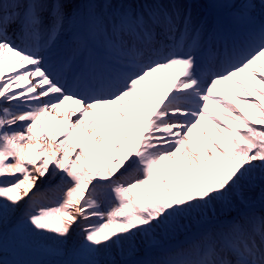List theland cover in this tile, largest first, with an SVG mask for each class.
<instances>
[{
  "label": "snow or ice",
  "instance_id": "snow-or-ice-1",
  "mask_svg": "<svg viewBox=\"0 0 264 264\" xmlns=\"http://www.w3.org/2000/svg\"><path fill=\"white\" fill-rule=\"evenodd\" d=\"M9 238L44 257L13 264H264V0H0Z\"/></svg>",
  "mask_w": 264,
  "mask_h": 264
},
{
  "label": "rangeland",
  "instance_id": "rangeland-1",
  "mask_svg": "<svg viewBox=\"0 0 264 264\" xmlns=\"http://www.w3.org/2000/svg\"><path fill=\"white\" fill-rule=\"evenodd\" d=\"M0 253H9L12 256H16L17 261H28V260H40V259H44V257H42L41 255H39L36 252L33 251H28V250H24V249H20L18 247H16L11 239L9 238V241L7 243V246L3 249L0 250ZM0 264H3L2 262H0Z\"/></svg>",
  "mask_w": 264,
  "mask_h": 264
},
{
  "label": "bare ground",
  "instance_id": "bare-ground-1",
  "mask_svg": "<svg viewBox=\"0 0 264 264\" xmlns=\"http://www.w3.org/2000/svg\"><path fill=\"white\" fill-rule=\"evenodd\" d=\"M201 1H203L204 3H207V0H201ZM1 258L2 257L0 256V260H1ZM2 260L3 261H8V264H11V262L9 261V259L7 257H3Z\"/></svg>",
  "mask_w": 264,
  "mask_h": 264
}]
</instances>
